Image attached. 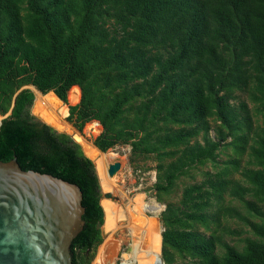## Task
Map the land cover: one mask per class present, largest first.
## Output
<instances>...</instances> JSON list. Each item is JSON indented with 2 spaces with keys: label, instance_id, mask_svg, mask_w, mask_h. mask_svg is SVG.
Instances as JSON below:
<instances>
[{
  "label": "trees",
  "instance_id": "trees-1",
  "mask_svg": "<svg viewBox=\"0 0 264 264\" xmlns=\"http://www.w3.org/2000/svg\"><path fill=\"white\" fill-rule=\"evenodd\" d=\"M28 86L66 104L78 132L95 120L98 150L152 156L157 195L210 165L159 213L164 264H264V0H0V128L26 126L90 181L93 230L70 247L90 264L105 238L94 163L30 114ZM236 92L252 109L230 102ZM223 217L247 225L240 248L223 240Z\"/></svg>",
  "mask_w": 264,
  "mask_h": 264
},
{
  "label": "water",
  "instance_id": "water-1",
  "mask_svg": "<svg viewBox=\"0 0 264 264\" xmlns=\"http://www.w3.org/2000/svg\"><path fill=\"white\" fill-rule=\"evenodd\" d=\"M94 219L92 185L76 165L24 125L0 128V264H73L71 244L92 233Z\"/></svg>",
  "mask_w": 264,
  "mask_h": 264
},
{
  "label": "rangeland",
  "instance_id": "rangeland-1",
  "mask_svg": "<svg viewBox=\"0 0 264 264\" xmlns=\"http://www.w3.org/2000/svg\"><path fill=\"white\" fill-rule=\"evenodd\" d=\"M28 87L33 92V97H34L33 88L31 86H28ZM37 92L39 94H41L38 90H37ZM237 101H245L247 104V107L252 109V104L250 102H248L244 92H236V97L234 98V100H231L230 102L235 103ZM75 102H77V101H75ZM75 102H71V101H69V99H67L68 104H74ZM60 104H61V106L66 107V114L63 117L59 118V123H60V125L62 124L61 125L62 127L61 126L60 127H54L53 125L47 123L35 111L34 103L33 104L31 103V105L29 107V112L36 119H38L41 122H44L45 124L51 126L55 130L60 131V132H65L66 134L70 135L71 138L80 145L83 153L88 158H90L92 160V162H94L93 159L91 157H89V155L83 149V146H82L83 143L82 142L96 148L92 144V139L100 131V126L98 125V123H97V125L95 124V122H96L95 120H92V121L86 122L83 125L81 131L78 132L65 119V116L67 115V105L63 104L61 101H60ZM52 114L56 115V116H58V115L60 116V114H58V113L55 114L54 112H52ZM2 117L3 116L0 115V119ZM63 128H64V130H63ZM209 135L210 136L213 135L212 128L209 130ZM80 139L82 142L80 141ZM96 151H97L98 156H101L102 154H107V153L114 154V155H112V158L105 161L106 167H107V164H109L113 161L119 162V164H120L119 168L113 174L114 175L113 177H116L115 179H116V187H117L116 189L117 190L123 191L125 193L127 192L126 194L129 197H132L135 194H143L144 198H146L145 199L146 201L148 199L154 200L157 204H159L161 206L159 211L156 214V219H157V223H158L159 228H160V233H161V229L163 227H162L160 220L158 219L159 218L158 216H159V213L163 210L165 204L167 202L176 203L178 198H179L180 190H181L183 185L189 184V183H194V182H199L202 179L203 172L211 170L210 165H208V163L203 165V166H198L197 168H191L189 170V174L182 175L179 178H177L175 185L173 187V190L169 194L157 195V192L153 188V183L155 182V170H154L155 161L152 158V156H132L130 154V150H129L128 145H115L114 147L108 148L107 150H105L103 152L96 148ZM244 160L245 159L241 160V162H240L241 165L244 164ZM232 177L235 178V177H238V175L235 173L232 175ZM105 192H109V193L111 192L112 194L111 193L110 194L112 196H114L115 199H111L109 197H104L103 193H105ZM118 197H119L118 193H115L111 190L107 191V190H104L102 188V190H100L99 201H100V204L102 202H108L111 204H115V203H118ZM226 200L231 205L235 206L238 211L243 213V210L240 207V204L236 199L229 200L228 198H226ZM146 215L149 216L150 213L147 212ZM104 220H105V216H104ZM123 220H124L123 213L120 212L118 214V221L122 222ZM220 226L224 227V232L222 233L223 240L225 242H227L229 245L235 246L237 248H240L242 246L243 238L250 235L249 232L247 231L248 230L247 225H245L241 219H238L235 217H223L220 220ZM100 230H101V236L103 239L104 235H105V237L107 236L104 224H103V229H102V225L100 226ZM103 230H104V232H103ZM198 230L201 231L202 228L199 227ZM116 234L117 235L120 234L119 229L116 230ZM102 239H101V241H102ZM125 243L126 242L120 243L119 249L115 250L114 253L112 255H110V257H108L105 260L104 264H120V254L127 250V246ZM98 245L92 250V258H91L90 264H93V260H94L93 258H94V255H96L95 252L97 253L99 246H100V245L99 246ZM218 250H219V248H218ZM159 257H160V248H159ZM174 258H175L176 264H188L189 263L188 259H186V258L183 259V258H180L177 256H175ZM160 260H161V258H160ZM161 262H162V264H164L162 260H161Z\"/></svg>",
  "mask_w": 264,
  "mask_h": 264
},
{
  "label": "bare ground",
  "instance_id": "bare-ground-1",
  "mask_svg": "<svg viewBox=\"0 0 264 264\" xmlns=\"http://www.w3.org/2000/svg\"><path fill=\"white\" fill-rule=\"evenodd\" d=\"M33 90V103L37 114L54 127H60L62 124L60 125L59 118L66 114V107L61 106L60 100L52 92L41 95L34 88ZM52 112L58 113L60 116L53 115ZM82 143L85 152L95 162H93L94 169L100 190L102 188L107 191L111 190L119 195L118 203H101L104 210V227L107 236L99 246L93 264H104L105 260L115 250L119 249L120 243L124 242H126L127 250L120 254V264H154L155 260L160 258V228L156 214L161 206L154 200L148 199L146 201L143 194H135L129 197L126 194L127 192L117 190L116 177L106 174L105 161L112 158L114 154L107 153L98 156L96 148L84 142ZM120 212L124 216L122 222L118 221ZM147 212L150 213L149 216L146 215ZM117 229L120 230L119 235L116 234Z\"/></svg>",
  "mask_w": 264,
  "mask_h": 264
},
{
  "label": "crops",
  "instance_id": "crops-1",
  "mask_svg": "<svg viewBox=\"0 0 264 264\" xmlns=\"http://www.w3.org/2000/svg\"><path fill=\"white\" fill-rule=\"evenodd\" d=\"M75 86V85H74ZM77 87V86H76ZM104 224V223H103Z\"/></svg>",
  "mask_w": 264,
  "mask_h": 264
}]
</instances>
